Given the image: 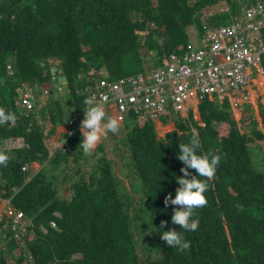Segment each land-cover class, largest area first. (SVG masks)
<instances>
[{
	"label": "trees",
	"instance_id": "16d2710c",
	"mask_svg": "<svg viewBox=\"0 0 264 264\" xmlns=\"http://www.w3.org/2000/svg\"><path fill=\"white\" fill-rule=\"evenodd\" d=\"M258 3L264 0H0V107L16 114L14 122L0 126V152L9 157L6 166H0V200H10L29 224L27 250L10 229L3 232L0 264H264V173L254 168L249 148L254 139L264 140V132H242L228 98L220 107L217 100L201 102L204 125L190 113L161 139L152 122L130 116L122 143L129 151L124 158L133 160L134 184L138 181L142 191L141 207L135 209L133 198L122 201L124 187L103 145L92 154L101 156L86 175L80 131L50 158L44 128L46 122L52 132L66 115L62 99L55 96L60 84L52 63L59 62L58 78L67 80L61 86L73 109L71 116H79L87 87L97 78L143 74L149 64L143 51L155 54L152 67H160L171 54L188 51L204 24L230 26L243 6ZM219 4L228 7L227 13L213 14ZM149 24L155 29L149 30ZM190 28L195 30L193 37ZM147 30L148 35L141 36ZM9 65L13 76L7 74ZM24 84L35 98L50 89L43 109L34 108L28 116L17 103ZM261 117L264 124V113ZM193 134L200 141L199 153L211 152L219 163L210 179L198 177L208 184L206 204L195 210L198 228L184 232L170 223L172 209L179 206L165 208L164 200L169 193L174 198V178L183 175L184 165L176 158L179 144ZM11 139L23 140L25 146L6 149ZM35 162L44 165L37 174L23 171ZM144 215L150 243L156 240L159 249L146 248L141 257L132 220L143 230ZM161 221L167 222L164 231L183 233L190 242L186 251L160 240Z\"/></svg>",
	"mask_w": 264,
	"mask_h": 264
},
{
	"label": "built area",
	"instance_id": "2783aa9c",
	"mask_svg": "<svg viewBox=\"0 0 264 264\" xmlns=\"http://www.w3.org/2000/svg\"><path fill=\"white\" fill-rule=\"evenodd\" d=\"M263 32L264 3H259L242 9L239 19L230 26L219 28L204 24L202 32L196 31V47L191 42L188 51L171 54L160 67L117 80L99 77L87 87V93L96 95L104 110L115 109L119 123H126L130 116L150 122L167 117L184 119L190 106L199 107L205 100L217 99L223 103L228 98L238 108L250 98L247 88L256 79L262 78L264 82ZM7 68L11 71L10 66ZM13 75L12 70L10 76ZM45 94L49 92L46 90ZM34 101L32 91L20 90L17 103L24 115L34 110ZM82 119L83 114L71 119L70 136L79 129ZM17 142L10 141V144L15 148ZM27 166L24 171L28 170ZM7 205V224H0V232L10 229L26 249L28 220L22 211L14 210L9 202ZM51 227L55 228L56 223L52 222Z\"/></svg>",
	"mask_w": 264,
	"mask_h": 264
},
{
	"label": "clouds",
	"instance_id": "9594fccd",
	"mask_svg": "<svg viewBox=\"0 0 264 264\" xmlns=\"http://www.w3.org/2000/svg\"><path fill=\"white\" fill-rule=\"evenodd\" d=\"M82 104L84 107L82 110L83 119L79 126L81 135L79 149L84 155H90L102 136H107L108 133L115 134L118 131L119 121L117 118L106 114L94 94L84 97ZM15 119L16 114L14 112L0 107V126L9 125V122L12 123ZM200 147L199 138L195 134L187 142L179 144L176 158L184 165L180 168L183 175L174 178L178 185L175 189L174 198L169 193L164 200L165 208L169 204L179 206L172 209L170 223L178 225L180 230L182 229L184 232H192L198 228L199 220L194 218L195 210L206 204L204 193L208 184L206 180L198 179V177L210 179L219 163V157L211 152L200 154ZM8 159V155L0 152V166H6ZM190 169H194L195 174H192ZM166 223V221H161L158 229L160 240L178 251H186L190 242L184 239L180 230L176 231L169 228L164 231L163 228Z\"/></svg>",
	"mask_w": 264,
	"mask_h": 264
},
{
	"label": "rangeland",
	"instance_id": "374dc122",
	"mask_svg": "<svg viewBox=\"0 0 264 264\" xmlns=\"http://www.w3.org/2000/svg\"><path fill=\"white\" fill-rule=\"evenodd\" d=\"M244 7H246V6H243L242 8H244ZM227 11H228V7H226L225 4H219L217 7H215L213 14H215V15L225 14ZM148 28H149V30L155 29V26L149 24ZM192 31H193L192 28H190L188 31V34L189 35L191 34L193 37V33L195 30L193 31V33H192ZM146 35H148V30L145 33H141V36H146ZM197 44H198L197 39H192V46L196 47ZM143 56L145 57V59H147L149 61V64L146 65V69L147 70L153 69L152 65H153V60H155V54L143 51ZM55 64H57V67H55ZM9 66L11 68V71L12 70L14 71L12 65H9ZM58 66H59V62L56 61V62L52 63V72H53L54 76H56V78H54L56 81H57V78L59 77V75H58L59 71H56ZM11 71L9 70V72H8V68H7V74H9V76L11 75ZM61 79L64 80V85H66L67 80H65V78H61ZM255 83H256L257 87L261 86L260 90L256 94L255 100L251 99V97H250L248 102L242 101L241 105L238 108L232 106V104L227 100L229 102L232 110L235 112L234 113L235 118H236L237 122L239 123V128L242 130V132H246V131L250 132V131L254 130L255 128L259 131L264 132L263 118L261 117V114L264 113V82H262V78H260ZM24 89L30 90V88L24 84L18 89V92H20V90L23 91ZM63 93H65L64 90L59 92L60 95ZM45 95L46 96H44L41 93L37 94L35 100L38 101V104L39 103L42 104L44 98L47 97L49 94H45ZM36 101H34V103ZM217 103H219V104H217V106H219V107L221 106L220 104H223L221 102H217ZM252 103L255 105L253 106ZM45 104H46V102H45ZM45 104L41 107L39 106L38 108L43 109ZM36 105H37V102H36ZM251 107H253V108H251ZM34 108H36V106H34ZM28 115H25V116H28ZM74 117H76V116H73V118ZM163 119H165V118H163ZM196 120L198 122L201 121V118L199 115H196ZM70 121L71 120H69L68 123H70ZM158 121H160V120H158ZM170 121H173V120H170ZM174 121H177V120L174 118ZM122 125L123 124H120V126H122ZM75 126H77V125H75ZM77 130H79V129H77ZM175 130L176 129H174V127L172 128V126H165V127H161L160 129L158 128L156 133H157L158 138L161 139V138H165V136L168 133H171ZM220 131H222V134H225L227 132V128L222 126L220 128ZM126 134H127L126 129L124 127H119L118 131L115 134L108 133L107 136H105V139L103 142V147H104V150H106V153L104 151V154L105 155L107 154L108 159L112 160V162L114 164V171L116 173V179L120 182L121 188L124 187L123 197L121 195L122 201L127 203L128 201L131 200V198H133L132 209H135V208L141 207L140 203H141V199H142V191H140V189H141L140 183L138 181H135L136 183L134 184V179L131 176L132 174H131L130 169L133 170L132 158L130 156L128 158H124V155L126 156L129 153L127 147H125V145L122 143L126 137ZM70 137L71 136H69L68 138H70ZM12 140L13 139L8 140L5 143L7 149H13L14 148L13 145L10 144V141H12ZM13 141H18L16 144L17 147H15V148H22L23 140H13ZM249 148H250V151L252 153L254 168L258 172L264 173V140L260 141L258 139H254L250 143ZM94 151L95 150H93L90 155H86L85 159H83V162L81 164V168L86 175H88V173L94 169L95 163L98 161L99 157L101 156V154H99L97 157H93L92 154H94ZM79 166L80 165H78V167ZM27 168L29 170L30 166H27ZM61 171H62V169L58 170V172H56V173L60 174ZM138 191H140V192H138ZM60 192L62 193V195L65 194L63 192L62 188H60ZM3 206L4 205L1 202L0 207H3ZM131 216H133V214H131ZM6 218H8V215L4 211L3 215L0 216V219L4 220ZM25 220H27V219H25ZM142 222L144 224L143 230L139 229L136 226V223L132 220V230L134 231V234L138 237V243L140 245L139 255L141 257H145L146 248L149 251H156L159 249V246H157L156 240H154L153 242L150 243L151 238H152V233L150 231V228L148 227L149 224H148V216L147 215H144V217H142ZM0 233H1L0 238L1 239L4 238L3 237L4 234L2 233V231ZM146 241H147V247L145 244ZM25 250H27V248Z\"/></svg>",
	"mask_w": 264,
	"mask_h": 264
},
{
	"label": "crops",
	"instance_id": "0c3cea01",
	"mask_svg": "<svg viewBox=\"0 0 264 264\" xmlns=\"http://www.w3.org/2000/svg\"><path fill=\"white\" fill-rule=\"evenodd\" d=\"M253 6H255V5H253ZM251 7H244L242 9H245V8L249 9ZM263 34H264V32H263ZM55 67H57V64H55ZM56 71H58V68L56 69ZM146 71H148V70H146ZM58 75H59V72H58ZM257 80H259V79H256L247 88V91H246L250 95L251 99H254V100H255V97H256L257 92L260 90V87H257V85L255 83ZM57 82L60 84V86H57L55 88L56 89L55 96H58L60 99H62V102H63V105H64V109H65V114L66 115H65L64 123L59 124L55 128H53V131L52 132H50L51 125L48 124V123H46V122H44L45 135H46L45 145H46V147H47V149L49 151L50 158H52V156L56 152H59V151H61L64 148V144L67 141L68 137L70 136V133H71V130H72V128L70 127L68 121L73 118V116H71L73 114V109L71 107V104L69 102V99H67V97L65 95H63V94L60 95L59 94V92L63 91V88H62L61 84H64V80L61 79V78H58L57 79ZM47 91H50V89H48ZM45 92H46V90H43L41 94H43L44 96H46L45 95ZM46 100H47V97L44 98L42 104L41 103L38 104V101L35 100L37 102V105H36V102H35L34 103V106H36V108H38L39 106L41 107V106H43L45 104ZM252 105L254 106L255 104L252 103ZM251 108H253V107H251ZM198 110H199V107H197V106L196 107L190 106L189 109H188V112H185L186 114H185V117L184 118L188 117V115L190 113H192L194 119L196 120V115H199L200 116V113L199 114L197 113ZM105 112H106V114H108V115L116 118L117 111L115 109L109 108V109H106ZM233 113H235V112L233 111ZM234 117H235V114H234ZM200 118H201V116H200ZM170 120H172V119H170V118L167 117V118L162 119L160 121L152 122L153 125H154V128H155L156 132H157L158 128L160 129L161 127H165V126H172V128L174 127V129H176V121H174V120L173 121H170ZM120 124H123V125L120 126ZM202 124L203 123L200 122V125H202ZM119 127H124L126 129V123H119ZM126 133H127V129H126ZM104 139H105V136H102L100 138V140L98 141V143H97V145H96V147H95L94 150H96L100 145H103ZM5 148L7 149L6 145H5ZM105 153H106V150H105ZM106 156H107V154H106ZM71 161H73V160L71 159ZM71 163H73V162H70V164ZM47 166H48L49 169H52V167H51L50 164L47 165ZM43 167H44V165H41L40 163H36L35 162V163H33V164L30 165V171H31L32 174L35 175ZM60 169L63 170V168H59L58 170H60ZM1 202H2V204L4 206L3 207H0V216H2L3 215V212L6 211L5 209L8 208V205H7L8 200H0V203Z\"/></svg>",
	"mask_w": 264,
	"mask_h": 264
},
{
	"label": "bare ground",
	"instance_id": "6f19581e",
	"mask_svg": "<svg viewBox=\"0 0 264 264\" xmlns=\"http://www.w3.org/2000/svg\"><path fill=\"white\" fill-rule=\"evenodd\" d=\"M219 28H220V27H219ZM152 68L154 69L155 67H152ZM262 82H263V80H262ZM260 87H261V86H260ZM18 93H19V92H18ZM216 100H217V99H216ZM217 101H218V100H217ZM197 113L199 114L200 111L198 110ZM24 146H25V143H24V141H23V145H22V147H24ZM8 202H9V205H11V204H10V200H8ZM2 221H4V220H1V222H2ZM28 234H29V233H28ZM28 234L25 236V239H26V237L28 236Z\"/></svg>",
	"mask_w": 264,
	"mask_h": 264
},
{
	"label": "water",
	"instance_id": "95a60500",
	"mask_svg": "<svg viewBox=\"0 0 264 264\" xmlns=\"http://www.w3.org/2000/svg\"><path fill=\"white\" fill-rule=\"evenodd\" d=\"M66 80V79H65Z\"/></svg>",
	"mask_w": 264,
	"mask_h": 264
}]
</instances>
